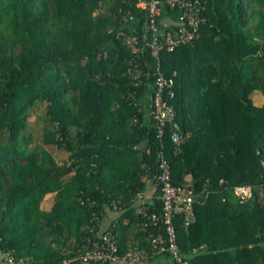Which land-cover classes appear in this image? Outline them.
I'll use <instances>...</instances> for the list:
<instances>
[{
  "label": "trees",
  "instance_id": "obj_1",
  "mask_svg": "<svg viewBox=\"0 0 264 264\" xmlns=\"http://www.w3.org/2000/svg\"><path fill=\"white\" fill-rule=\"evenodd\" d=\"M135 2L0 0L4 264V252L16 264H65L91 229L110 232L120 254L132 245L149 250L158 234L167 244L160 153L172 183L190 176L199 193L193 222L172 219L183 260L264 264V100H253L255 91L264 96V0H206L196 37L159 53L164 74L176 72L178 144L169 125L159 135L154 123V57L133 53L118 34L145 32L146 11ZM168 17L174 20L176 11L163 7L161 28ZM37 103L44 104L42 140L66 154L63 162L31 145L28 115ZM149 184L155 187L147 199ZM237 184L251 186L246 202L232 195ZM47 193L53 202L45 210ZM134 203L145 204L148 214L135 212ZM171 259L163 253L144 263Z\"/></svg>",
  "mask_w": 264,
  "mask_h": 264
},
{
  "label": "built area",
  "instance_id": "obj_2",
  "mask_svg": "<svg viewBox=\"0 0 264 264\" xmlns=\"http://www.w3.org/2000/svg\"><path fill=\"white\" fill-rule=\"evenodd\" d=\"M206 0H136L135 6L146 11V20L143 29L145 32L141 36L135 34L118 33L123 35V42L135 54L147 50L154 57L153 71V91L151 95V107L155 126L158 134L162 135L166 125L173 130L171 139L178 144L181 140L179 133L175 131L176 112L171 103L174 97V76L166 75L161 70L159 63V53L161 51H173L177 47L191 42L197 35L200 25L206 20L205 16ZM163 7L176 11V18L168 17L164 28L158 24ZM141 70L134 69L133 77L138 78ZM157 182L160 184L163 223L166 226L168 235L167 244L163 243L161 235H156L151 239L149 250L137 246H128L123 254H120L119 244L114 236L107 231L93 232L91 229L89 236H86L82 243L83 249L75 256L69 258L65 264H89L90 262L99 264H145L154 255L169 253L172 256V264H187L179 254L175 242V230L173 226V216L180 215L184 225H188L195 220L194 203L197 194L193 186L192 178L187 176L182 184L174 185L171 181L170 169L160 153ZM208 192H206L207 194ZM231 193L239 203L246 202L252 196V188L248 184H237L231 187ZM136 197L143 202V196L138 193ZM135 212L145 216L148 208L145 204L134 203ZM156 220L155 213L149 216ZM5 260L8 264H16V261L9 253L4 252ZM22 262V260H20ZM28 264V263H27ZM147 264H164L162 261Z\"/></svg>",
  "mask_w": 264,
  "mask_h": 264
},
{
  "label": "rangeland",
  "instance_id": "obj_3",
  "mask_svg": "<svg viewBox=\"0 0 264 264\" xmlns=\"http://www.w3.org/2000/svg\"><path fill=\"white\" fill-rule=\"evenodd\" d=\"M257 93H258L259 98H262L264 100V96L260 95L259 92H256V94ZM254 101H256L255 103H257V101H260V99L258 100L255 97ZM44 117H45V113H44V104L43 103H37L29 112V115H28V121H29L28 131L33 136V142L31 143V145L41 146L42 148H44L48 152H50L55 157L56 160L63 162L66 160V154L64 152H62L61 150H59L55 145L46 144L42 140V132H43V128H44ZM47 199H49V201L53 200V195L52 194L47 195ZM109 215H111V213H109ZM111 217H112V215H111ZM110 219L107 218L106 214H105V216L103 217V219L101 221V226L104 228L107 227V224L109 223Z\"/></svg>",
  "mask_w": 264,
  "mask_h": 264
},
{
  "label": "crops",
  "instance_id": "obj_4",
  "mask_svg": "<svg viewBox=\"0 0 264 264\" xmlns=\"http://www.w3.org/2000/svg\"><path fill=\"white\" fill-rule=\"evenodd\" d=\"M261 95V94H260ZM259 100L260 99V101H257V103L256 104H259V103H262L263 102V99L262 98H259V96H258V93L256 94V91H255V93L253 94V100H254V98L255 97ZM261 97V96H260ZM256 101H254V103H255ZM189 177V176H188ZM154 185L153 184H149V185H147V187H146V189H145V191H144V196L148 199L149 198V196L151 197L152 196V193H153V191H154ZM50 194H52V193H47V194H45V196H44V198L42 199V201H41V207L43 208V209H45V210H47V209H49L50 208V206H51V204H52V202H53V200H51V201H49V199H47V195H50ZM53 195V194H52ZM106 217L107 218H111L112 219V217H111V215H109V214H107L106 215ZM0 264H4L3 262H1L0 261Z\"/></svg>",
  "mask_w": 264,
  "mask_h": 264
}]
</instances>
